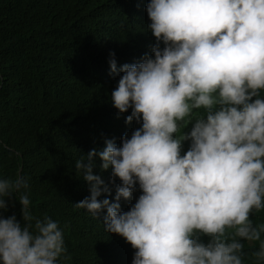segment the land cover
<instances>
[{"label":"clouds","instance_id":"9594fccd","mask_svg":"<svg viewBox=\"0 0 264 264\" xmlns=\"http://www.w3.org/2000/svg\"><path fill=\"white\" fill-rule=\"evenodd\" d=\"M146 12L152 55L119 69L109 59L110 72L122 73L113 107L131 108L125 123L141 126L76 160L90 195L75 207L95 218L106 210L105 230L137 249L132 264H243L241 238L259 241L253 255L264 261V223L249 220L264 207V100L249 102L264 89V0H150ZM94 157L120 181L114 202L97 199L111 190L93 174ZM137 184L142 194L121 211ZM28 187L24 176L0 179V212ZM19 203L23 227L0 215V261L58 264V223L35 219L28 195Z\"/></svg>","mask_w":264,"mask_h":264},{"label":"trees","instance_id":"16d2710c","mask_svg":"<svg viewBox=\"0 0 264 264\" xmlns=\"http://www.w3.org/2000/svg\"><path fill=\"white\" fill-rule=\"evenodd\" d=\"M149 2L0 0V179L24 176L29 185L6 198L8 207L0 215L14 214L23 227L19 198L28 195L33 217L51 218L63 232L66 252L58 264H132L137 251L105 230L106 210L95 218L75 207L90 192L74 165L92 149L102 150L106 139L120 145L122 136L130 138L141 126L135 120L125 123L131 108L119 113L113 107L111 93L122 73L110 72L109 59L119 69L152 55L156 41L147 27ZM256 98L264 100V89L249 102ZM198 112L205 110H194L187 119ZM93 159V174L111 190L97 199L114 202L120 181H110L111 168L102 171L99 158ZM141 194L137 184L130 200L121 199V211H128ZM35 219L27 222L33 232ZM249 220L264 223V207L253 209ZM200 236L209 242L210 237ZM241 242L243 264H264L253 255L259 241Z\"/></svg>","mask_w":264,"mask_h":264},{"label":"bare ground","instance_id":"6f19581e","mask_svg":"<svg viewBox=\"0 0 264 264\" xmlns=\"http://www.w3.org/2000/svg\"><path fill=\"white\" fill-rule=\"evenodd\" d=\"M103 17V16H102ZM91 81V80H90ZM83 115V114H82Z\"/></svg>","mask_w":264,"mask_h":264}]
</instances>
